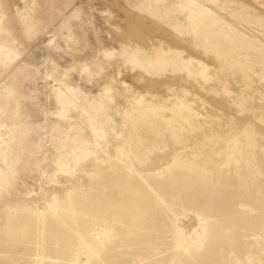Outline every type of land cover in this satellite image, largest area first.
Returning <instances> with one entry per match:
<instances>
[{
	"label": "rangeland",
	"instance_id": "rangeland-1",
	"mask_svg": "<svg viewBox=\"0 0 264 264\" xmlns=\"http://www.w3.org/2000/svg\"><path fill=\"white\" fill-rule=\"evenodd\" d=\"M199 1L0 0V264H264V39Z\"/></svg>",
	"mask_w": 264,
	"mask_h": 264
},
{
	"label": "bare ground",
	"instance_id": "bare-ground-1",
	"mask_svg": "<svg viewBox=\"0 0 264 264\" xmlns=\"http://www.w3.org/2000/svg\"><path fill=\"white\" fill-rule=\"evenodd\" d=\"M195 1L197 3L194 2L196 4L194 14H200V15L207 14L206 13L207 5L205 3H203L202 1H199V0H195ZM231 5H235L238 9L232 10L230 8ZM221 6H222V9L223 10H226V12H228V16L231 15V16H233V17L235 16L237 18L236 21H231L230 19H229V21H225L223 19L224 17L222 16V14H218V13L215 14L216 17L221 18V21L224 20V22H226V25L225 26H226L227 34H228V36L231 39V46H230L229 49L232 50V51H236L238 49H244L247 52L250 49L258 48V40L260 39L259 35H261L262 39H264V15L260 14L259 11L255 7L249 6V4H248V2L246 0H223V3H222ZM258 6L260 7L259 4H258ZM141 9H142V7H141ZM169 9H164V10H161V11H157L155 13V15H157L159 18H161L163 20H168V22H170V23H173L174 22V26L176 27L177 32L180 34L184 27H183V25L180 22H177L174 19V17H173V15H174L173 9L172 8H169ZM215 16H213V17L211 16V17L212 18H215ZM1 32H3V30L0 27V52H1L2 48H3L2 46L6 45V44L15 43V41H16V37L14 36L13 33L9 32L8 35L4 36V35L1 34ZM213 48L214 49H218V47L216 45L213 46ZM5 50H7V49H5ZM5 50H4V52H5ZM174 50L176 51V56H178L179 60L182 61L184 64H188L189 65L190 59L189 58L188 59H185L182 56V52L179 51L178 49L175 48ZM9 51H11V50L9 49ZM241 95H243V94H241ZM139 99L140 100H137V102L135 101L137 104L139 102L140 103L141 102H144V98H139ZM165 102H167V101H165ZM246 102H247V100H246ZM246 102L245 101L240 102V106L239 107L242 108V109H246L247 108V106L245 104ZM180 104H181V102H180ZM181 105H182V107H186V108H184L185 110L188 109V104L185 101H183ZM146 111L147 110H145V109H133L129 113V119L132 122L133 128H134L133 135L135 137L136 144L139 147H143V144L141 143V140H142L141 129L143 127H145V126H149V127L151 126V124H150V120L151 119L149 120V117H148L149 115H148V112H146ZM180 116H182V115H180ZM172 117H173V115H172ZM183 117L186 118V119H188V120H190L189 115L188 116H183ZM251 118H253V117H251ZM208 125H210V124H208ZM173 129H174V132H175V130L177 131L176 128L173 127ZM242 130L245 131L246 133L251 134V135H254V136H256L258 134L257 133V128L253 124H251V123H249L247 126L243 127ZM252 139H254V138H252ZM263 156H264V152H263ZM178 164H179V167L185 166V164H183V163L180 164L178 162ZM171 166H172V164H171ZM182 168L183 167H181V169ZM186 169L188 170V168L185 166V169L184 170H186ZM166 171H168V169ZM238 206L241 209H244L245 211H249V210H252L253 208H255V206H253V205H251L249 203H246L244 201H242V203L240 202ZM252 211H254V210H252ZM248 220L249 221L251 220V218L249 216H248ZM251 223L254 224V225H258V226H264V217H259L258 219H256L255 221H253Z\"/></svg>",
	"mask_w": 264,
	"mask_h": 264
}]
</instances>
